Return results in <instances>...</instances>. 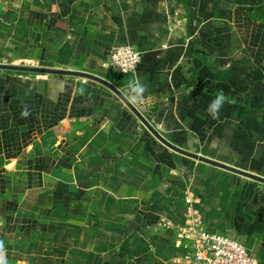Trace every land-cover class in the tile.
Masks as SVG:
<instances>
[{"label":"crops","instance_id":"0c3cea01","mask_svg":"<svg viewBox=\"0 0 264 264\" xmlns=\"http://www.w3.org/2000/svg\"><path fill=\"white\" fill-rule=\"evenodd\" d=\"M126 44L135 71L108 61ZM0 63L102 77L170 141L264 176V0H0ZM188 198L264 264L263 182L171 149L96 80L0 69L4 264H173Z\"/></svg>","mask_w":264,"mask_h":264},{"label":"built area","instance_id":"2783aa9c","mask_svg":"<svg viewBox=\"0 0 264 264\" xmlns=\"http://www.w3.org/2000/svg\"><path fill=\"white\" fill-rule=\"evenodd\" d=\"M141 59L142 52L126 44L114 47L108 61L118 70L135 71ZM139 104L136 106L146 115V100L142 99ZM188 199L190 205L179 241L182 254L173 260V264H263L251 254L242 239L209 229L200 211Z\"/></svg>","mask_w":264,"mask_h":264},{"label":"water","instance_id":"95a60500","mask_svg":"<svg viewBox=\"0 0 264 264\" xmlns=\"http://www.w3.org/2000/svg\"><path fill=\"white\" fill-rule=\"evenodd\" d=\"M0 69L4 70H12V71H23V72H31V73H44V74H64V75H73V76H81L96 80L106 86H108L111 90H113L125 103L126 105L139 117V119L143 122V124L165 145L170 147L171 149L190 156L192 158L198 159L200 161L207 162L209 164L216 165L218 167L245 175L250 177L254 180L260 181L264 183V176L247 171L245 169H241L239 167L212 159L208 156L203 154L190 151L179 145L175 144L174 142L170 141L167 137H165L153 124L150 118H148L139 108L128 98V96L119 89L116 85L111 83L110 81L94 75L92 73L83 72V71H76V70H68V69H57V68H48V67H39L34 65H26V64H7V63H0Z\"/></svg>","mask_w":264,"mask_h":264},{"label":"clouds","instance_id":"9594fccd","mask_svg":"<svg viewBox=\"0 0 264 264\" xmlns=\"http://www.w3.org/2000/svg\"><path fill=\"white\" fill-rule=\"evenodd\" d=\"M131 91L136 94L137 97L141 96L144 91L145 87L139 83H132L130 85ZM83 92V89L81 90ZM225 96L221 93L216 96V98L211 102L208 112L210 115L213 116V118H216L219 114V109L222 107L224 101H225ZM26 115V113H24ZM3 245L2 242H0V250H2ZM0 264H4V261L2 257H0Z\"/></svg>","mask_w":264,"mask_h":264}]
</instances>
